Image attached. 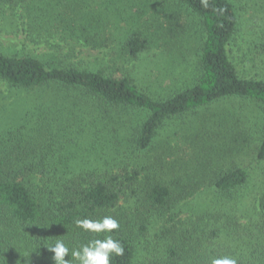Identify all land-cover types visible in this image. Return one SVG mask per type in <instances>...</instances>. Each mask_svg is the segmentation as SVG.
Listing matches in <instances>:
<instances>
[{"label": "trees", "instance_id": "obj_1", "mask_svg": "<svg viewBox=\"0 0 264 264\" xmlns=\"http://www.w3.org/2000/svg\"><path fill=\"white\" fill-rule=\"evenodd\" d=\"M171 1L201 21L204 36L198 74L177 88L149 94L129 77L115 78L75 61L79 52L74 45L98 47L97 34L78 21L83 13L93 10L97 0H0V32L25 41L23 48L26 43L43 44L51 51L43 56L35 52L37 47L34 52L26 49L17 54H4L0 49L1 97L7 98L11 91L47 88L52 92L50 103L57 96L62 104L91 108L89 116L97 115L102 124L114 115L118 126L117 119L125 111L145 112L146 118L134 125L129 136L134 150L140 152L149 149L168 121L223 99L243 98L258 103L262 133L258 157L263 159L264 76L240 75L233 60V47L240 34L237 7L232 0H207L206 4L204 0ZM259 1L264 18V0ZM108 4L121 5L113 1ZM123 13L114 9L113 16L122 18ZM97 16L100 14L91 18ZM59 26L63 30L59 37L68 46L51 42ZM258 42L254 45L264 49V32ZM145 47L146 41L135 33L124 43L131 57ZM47 104L38 108V125L31 128L34 131L49 130L52 116H48V109L53 111V107ZM55 125V131L56 127L63 131L78 128L68 116L58 118ZM4 128L0 127V264H55L48 246L63 240L71 253L90 240L104 239L106 233L85 231L75 222L105 216L118 221L119 228L110 235L124 246L123 255L113 254L111 264H210L213 257L223 256L235 258L237 264H264V195L258 202L253 196L247 199V170L236 167L216 177L210 185L214 202L202 212L190 210L181 216L174 203L184 198L174 197L169 186L159 180L120 181L119 171L113 176L108 172L110 166L85 168L89 166L85 160L74 168L54 148L57 142L52 136L48 138L49 133L28 134L26 125ZM56 135L66 134L57 131ZM196 172L197 176L206 175L200 168ZM203 184V179L195 178L184 191L190 197L201 196L202 192H196ZM138 191L143 197L137 198ZM122 201L127 203V210L110 215ZM144 203L150 211L138 210ZM133 205L138 209L131 218ZM71 264L78 262L72 259Z\"/></svg>", "mask_w": 264, "mask_h": 264}, {"label": "rangeland", "instance_id": "obj_2", "mask_svg": "<svg viewBox=\"0 0 264 264\" xmlns=\"http://www.w3.org/2000/svg\"><path fill=\"white\" fill-rule=\"evenodd\" d=\"M97 1L93 10L87 15L83 13L78 21L90 26L92 33L97 34L98 47L73 44L79 52L75 61L115 78L129 77L138 88L149 94H158L168 87L177 88L189 83L190 78L198 74V54L204 36L198 17L171 0H123V3L120 0ZM111 1L121 5H109ZM232 1L237 7L240 21L233 60L240 75L252 77L256 73L264 76V49L254 45L259 43L258 38L264 32L260 1ZM114 9L124 12L122 18L113 16ZM93 14L100 16L92 19ZM62 32L60 26L57 27L51 42L68 46L59 37ZM133 33L146 41V47L136 57H131L124 50L126 38ZM23 44L25 41L0 32V49L4 54H17L26 49L34 52V47H37L35 52L38 54H51L43 44L37 46L26 43V48H23ZM51 95V90L47 88L11 91L7 98L0 95V127L8 130L26 125L28 134L49 133L48 138L52 136L57 142L54 148L67 163L75 165L74 168L85 160L89 165L85 168L110 166L108 172L113 176L119 171L120 181L135 178L140 183L148 178L154 183L159 180L169 186L174 197L184 198L174 203L182 212L181 216L187 215L190 210L202 212L208 208L214 196L210 185L216 177L236 167L248 171L247 199L253 196L258 202L264 195V158L258 157L262 133L256 102L243 98L223 99L182 118L168 121L159 130L149 149L140 152L134 150L129 136L134 125L144 121L145 112L125 111L117 119L121 126H118L114 115L102 124L97 115L93 118L89 116L91 108L71 102L62 104V101L56 100L57 96L55 102L50 103V98H53ZM46 103L50 104L48 107H53V111L48 109L51 113L48 116H52L48 119L49 130L43 128L34 131L31 128L38 125L37 115L41 110L38 108ZM82 113L86 116L82 117ZM63 116H68L78 128L63 131L56 127V131L53 130L57 119ZM54 131L66 135L59 136ZM197 168L203 169L206 175L197 176ZM195 178L197 181L204 180L196 192L202 194L190 197L184 189ZM143 194L138 191L137 198L143 197ZM119 207L110 215L126 211L128 205L122 201ZM135 208L134 205L130 207L135 213L131 218L137 215L138 208ZM144 208L148 210L149 206L144 203L138 210Z\"/></svg>", "mask_w": 264, "mask_h": 264}, {"label": "clouds", "instance_id": "obj_3", "mask_svg": "<svg viewBox=\"0 0 264 264\" xmlns=\"http://www.w3.org/2000/svg\"><path fill=\"white\" fill-rule=\"evenodd\" d=\"M207 0H204L206 4ZM78 227L92 233H106L104 239L96 238L90 240L87 244L82 245L79 249L71 250L63 240H56L48 250L54 255L52 256L55 264H71V260L75 259L78 264H111V257L114 255L121 256L124 253L123 244L114 240L110 233L119 228V223L111 216H105L102 219L93 220L90 218L78 219L76 222ZM69 256V259H65ZM210 264H237V260L230 256L213 257Z\"/></svg>", "mask_w": 264, "mask_h": 264}]
</instances>
